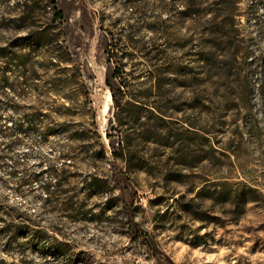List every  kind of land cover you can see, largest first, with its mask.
I'll list each match as a JSON object with an SVG mask.
<instances>
[{
  "label": "rangeland",
  "instance_id": "rangeland-1",
  "mask_svg": "<svg viewBox=\"0 0 264 264\" xmlns=\"http://www.w3.org/2000/svg\"><path fill=\"white\" fill-rule=\"evenodd\" d=\"M21 14L84 66L97 135L16 130L0 97L2 140H19L9 153L39 173L19 191L0 185L38 225L0 260L264 264V0H0V45L34 30H18ZM48 59L32 53L35 68ZM2 64L13 78L14 58ZM50 165L65 172L46 199Z\"/></svg>",
  "mask_w": 264,
  "mask_h": 264
},
{
  "label": "trees",
  "instance_id": "trees-1",
  "mask_svg": "<svg viewBox=\"0 0 264 264\" xmlns=\"http://www.w3.org/2000/svg\"><path fill=\"white\" fill-rule=\"evenodd\" d=\"M52 10L54 16L60 18L61 13L55 6ZM18 20L21 22L18 30H34L22 36L10 37L0 45V97L1 101L10 104L12 112L17 115L16 119H7V122L16 130H22L26 126L41 128L45 136L69 132L70 141H84L90 138L91 134L96 136L93 115H89L85 108L88 99L86 78L89 77L86 76L88 74L84 66L72 63L71 53L52 49V38L39 26L38 21L22 14ZM42 51L49 52L50 59L35 68L32 53L38 54ZM12 58L16 61V74L9 78L2 63H7ZM29 99V103H23ZM2 119L0 115V122ZM8 128L5 124H0V170L6 175V178L0 177V185L7 187L11 183L13 189L19 191L24 185L38 182L39 173L20 169L19 159L9 153L19 140H2L9 135ZM97 144L103 151L101 143ZM67 156V153L60 155L62 158ZM6 161H9L10 165H7ZM64 172L62 168L51 165L48 167V176L54 178L55 183L54 187L47 182L40 184L41 190L46 193V199L55 195L58 179ZM86 185L90 189L94 188L96 183L89 181ZM246 202L247 199L244 203ZM36 222L29 219L24 211L6 206L0 200V246H3L1 250L10 255V251L3 248L22 244L27 236H24L22 231L30 225L37 227ZM31 231L35 241L40 242L42 238L39 230ZM0 264H4L3 260H0Z\"/></svg>",
  "mask_w": 264,
  "mask_h": 264
},
{
  "label": "bare ground",
  "instance_id": "bare-ground-1",
  "mask_svg": "<svg viewBox=\"0 0 264 264\" xmlns=\"http://www.w3.org/2000/svg\"><path fill=\"white\" fill-rule=\"evenodd\" d=\"M101 79H102V78H101ZM106 106H107V104H106V102H105V103H104V106H102L103 109L100 110V111L98 112L97 117H96L97 124H98V126H99L100 128L103 127V126H102V123H103V121H104L103 113H104V111H105V109H106Z\"/></svg>",
  "mask_w": 264,
  "mask_h": 264
}]
</instances>
